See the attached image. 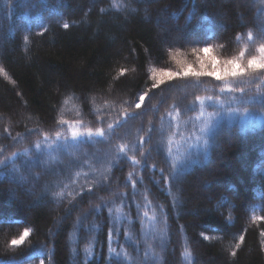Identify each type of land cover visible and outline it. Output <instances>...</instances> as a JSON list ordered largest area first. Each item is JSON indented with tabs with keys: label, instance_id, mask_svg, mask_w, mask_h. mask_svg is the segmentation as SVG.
<instances>
[{
	"label": "trees",
	"instance_id": "trees-1",
	"mask_svg": "<svg viewBox=\"0 0 264 264\" xmlns=\"http://www.w3.org/2000/svg\"><path fill=\"white\" fill-rule=\"evenodd\" d=\"M145 1L0 0V264H264V70L219 81L164 76L154 86L160 72L199 70L201 56L209 71L212 56L258 57L264 0L250 3L244 24L223 0H147L146 21ZM173 19L187 31L179 39ZM218 99L229 113L210 124ZM242 108L260 116L240 117ZM73 128L105 135L73 140ZM220 149L212 189L195 192ZM32 182L55 188L37 196ZM231 192L233 205L217 207Z\"/></svg>",
	"mask_w": 264,
	"mask_h": 264
},
{
	"label": "rangeland",
	"instance_id": "rangeland-1",
	"mask_svg": "<svg viewBox=\"0 0 264 264\" xmlns=\"http://www.w3.org/2000/svg\"><path fill=\"white\" fill-rule=\"evenodd\" d=\"M146 1L142 5L141 13L143 14L144 19L147 21V20H149V14H150L149 11H150L151 5H156V3H158L160 0H148V2H151V5L147 4ZM252 1L253 0H223L222 2H223L224 5H226V4H233L235 6H238V8L242 12V14H238V20H239V23L244 24V22H246V20H247V18H246L247 17L246 16V9L248 8V6L250 5V3ZM218 14L221 15V16H224L225 17V20L229 21L228 20L229 19L228 13L223 8H221L220 10H218ZM124 18L125 19H128L129 17L128 16H124ZM178 23L179 22H177V21L174 20V25H175V29H176V31H175V34H176L175 35V39L181 38V36L183 34H185V32H187ZM156 24H157L158 28L160 29L161 34H163L165 36L164 37L165 42H167L169 36L171 35V28H170V26L168 24V18L166 17V14L165 13H161L159 19H157V21H156ZM4 46H5L4 43H2V47H4ZM186 90H187L186 88L181 87V88H178V89L174 90L173 91V94L176 96L178 94H182V93L186 92ZM216 102H218L221 105L216 106V109L213 110V112L206 113L207 117L209 118L208 119V122L210 124L214 123L215 121H221L229 113V111H227L228 108H227L226 103L224 102V100L218 99V100H216ZM233 111L234 110H231L230 109V112H233ZM239 111H240L239 112V116L240 117H244L245 119H246V117L252 116V114L254 116H257V117L260 116L259 114H255V113H252V112H251V114H248V110L247 109H243V108L240 109ZM234 116H238V113H235L234 115L230 116L229 118L234 117ZM245 119L242 118V119H240V121L242 123H244V124H248V122H251V120L245 121ZM226 143H227V141L224 144H226ZM239 143H243V142L241 141ZM224 144H223V146H224ZM220 153H222V152H219L217 154V161L213 165H211L207 170H205V172H202V173L198 174L196 176L195 180H193L192 183H194L193 184V187L195 189V192L196 191L198 193H203L204 192L205 194H207L212 189L211 186L209 184H206V183H207V181H212L213 180V177H212L213 176V173L212 172H213L214 168L216 167V165H217L218 162H222L223 159H224V157L221 156ZM241 159H242V163H241L242 164V167L243 168H245V167L247 168V166L249 164V160H250V157L248 156V154L243 155ZM189 182H191V181H188L187 183L189 184ZM213 183H214V180H213ZM241 183L244 184V181L241 182ZM57 184H58V181L56 182V184L54 186H56ZM30 186H31L30 187V190L31 191H34L35 190L34 192L37 193V196H38V194L40 196V195L45 194L46 192H51L55 188V187H53L51 189L49 187L47 188V186H46V187H43V189L41 191H38V188L35 185V183L32 182L30 184ZM234 191H235V189H234ZM186 192L187 191H185V193ZM234 194L235 193L231 192V194L229 195V198L228 199H226V198L225 199H222L220 201V203L217 205V207H219L220 204H222V202H226V203H229L230 205H233L234 198L232 199L231 197H234ZM13 197L15 198V194L11 193L9 198L12 199ZM194 197L196 199L197 198V195L195 194ZM192 200L194 201V199H192ZM208 200H210V199H208ZM187 204L190 205L189 206L190 209H187V210L191 211L192 214L195 215L197 212H199L194 207L195 205L194 206L191 205V199L190 198H187ZM201 264H207L206 260L205 259H202L201 260Z\"/></svg>",
	"mask_w": 264,
	"mask_h": 264
},
{
	"label": "snow or ice",
	"instance_id": "snow-or-ice-1",
	"mask_svg": "<svg viewBox=\"0 0 264 264\" xmlns=\"http://www.w3.org/2000/svg\"><path fill=\"white\" fill-rule=\"evenodd\" d=\"M64 28H68L69 24L65 23L63 25ZM249 37H251V33H249ZM194 51H197L196 49H194ZM198 51L202 52L203 54H209L212 52V48L211 47H204L202 49H199ZM259 53L260 55L257 56H252V58L250 60H248L246 63H242L241 60L242 58L245 56V52L241 51L238 57H235L233 59L230 60H224V61H217L216 57L212 56L210 57L211 60V71H209L206 67H205V58L203 56L200 57V67L199 70L194 69L191 65H187L182 69L181 73H173V72H160L158 75L160 77V79L157 81V85L154 86H158L160 83L164 82V76H168L169 78L175 77V76H188V75H192L195 77H200V76H210L215 78L216 80H223L226 77H237V76H241L244 75L246 73H248L249 69H261L264 70V43L260 44L259 46ZM0 73H3L4 75H7L6 72H4L3 68H0ZM155 79V76H154ZM147 96V92H145L143 95L139 96V103H137L135 106L137 108H140L141 105L143 104L145 97ZM124 115L127 117L128 113H124ZM62 123H66V121H62ZM113 128V124L109 123L108 124V129L112 130ZM93 135L99 136V137H103L105 135V131L103 128H98L96 130L95 133H93L92 129H88L86 132H80L78 131L76 128H73L71 131V137L73 140H76L78 137H82V136H87V137H92ZM56 137L60 138L61 137V133L57 132L56 133ZM47 134H45V140L47 141ZM67 138H65L66 140ZM143 143V141L141 140V144ZM35 147L37 149L40 148V144H36ZM120 151L124 152L125 151V146L121 145L120 146ZM7 157L4 160H0V164H6L7 161ZM131 160L133 162V164H137L139 163V161H137L135 159V157H131ZM17 171H19V169H17ZM129 180L132 182L133 187H135V181L131 180V173L129 174ZM58 195H63V193H58ZM137 207H139V205H137ZM97 211H99V208L97 209ZM109 211L111 212L112 209H109ZM116 211L119 213V209H116ZM147 212L144 213V216H147ZM256 219H261L264 220V216L261 217H256ZM261 236H264V232L260 233ZM29 235V231L27 229H25L23 235L21 236V238L19 240H13L12 244L15 245H19L23 242L24 238L27 237ZM111 237H112V232H109V240L111 242ZM239 240L241 242H243L244 240V236L241 235L239 237ZM240 245L237 244L236 247L238 248ZM111 252L115 253V249H111ZM233 255H235V253H232ZM117 256H119V253H116ZM41 264H43V261L41 262Z\"/></svg>",
	"mask_w": 264,
	"mask_h": 264
},
{
	"label": "bare ground",
	"instance_id": "bare-ground-1",
	"mask_svg": "<svg viewBox=\"0 0 264 264\" xmlns=\"http://www.w3.org/2000/svg\"><path fill=\"white\" fill-rule=\"evenodd\" d=\"M220 17H221L223 20H225V17H224V16H221V15H220ZM219 152H222V153H220V154H221V156H223V149H222V150L220 149ZM15 194H16V197L19 198V192H18V190L15 191ZM14 202H15V200H14ZM195 215H199V212H197Z\"/></svg>",
	"mask_w": 264,
	"mask_h": 264
}]
</instances>
